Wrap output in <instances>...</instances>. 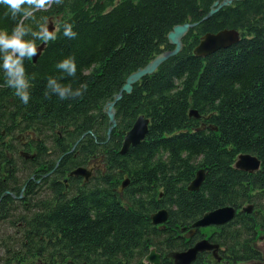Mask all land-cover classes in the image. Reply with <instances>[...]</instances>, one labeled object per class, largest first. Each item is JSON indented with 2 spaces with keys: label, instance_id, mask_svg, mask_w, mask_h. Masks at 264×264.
<instances>
[{
  "label": "trees",
  "instance_id": "1",
  "mask_svg": "<svg viewBox=\"0 0 264 264\" xmlns=\"http://www.w3.org/2000/svg\"><path fill=\"white\" fill-rule=\"evenodd\" d=\"M217 1L64 0L37 14L55 29L74 23L78 35L65 37L61 28L36 63L25 60L28 104L0 72V264H145L153 248L161 264H175L177 253L205 238L218 249L194 264H264L257 244L264 236V0L234 3L206 20ZM185 24L198 26L178 56L122 96L109 138L106 105L131 75L173 50L168 35ZM0 26L12 21L0 15ZM224 30L239 32V43L194 55L205 35ZM68 57L75 76L56 67ZM49 78L87 87L61 100L50 94ZM140 116L148 134L122 155ZM242 155L256 157L259 171L237 170ZM92 160L104 170L67 189V175ZM199 171L205 180L191 192ZM226 207L237 211L230 224L191 236L206 214ZM160 210L168 221L155 226Z\"/></svg>",
  "mask_w": 264,
  "mask_h": 264
},
{
  "label": "water",
  "instance_id": "2",
  "mask_svg": "<svg viewBox=\"0 0 264 264\" xmlns=\"http://www.w3.org/2000/svg\"><path fill=\"white\" fill-rule=\"evenodd\" d=\"M244 0H218L211 8L209 14L206 16V20L211 18L213 15L217 14L224 8H228L232 6L234 3L241 2ZM204 19V21H205ZM197 24H185L183 26H176L173 31L168 35V42L170 46L173 47L172 51L165 52L159 55L156 59H154L150 64H148L144 69L139 70L135 74L131 75L127 81L125 86L123 87L121 93L114 97L113 102H110L105 107V113L109 120V130L108 137L110 138L113 131L117 127L116 121V110L115 107L119 101H121L122 96L124 94H131L133 92V88L136 84H138L141 80H143L147 76L153 75L164 63H166L171 58L178 56L183 50V40L188 35L190 30L196 28ZM50 30H54L52 24L49 25ZM240 35L237 31H229L224 30L217 34H207L205 35L198 47L194 50V55L200 58H207L212 54L228 49L237 43H239ZM45 48V44H42L38 48V56L33 57V62L36 63L42 51ZM190 116L195 119H199V114L196 111H191ZM149 121L144 117L138 118L132 129L126 134L123 141L121 154L125 155L131 147H136L141 144L149 131ZM236 169L240 171H244L250 174L257 172L260 169V162L256 157L250 155H243L239 157L238 162L236 163ZM73 176H84L88 179V175L83 169H79L75 171ZM204 182V172H198L196 179L192 182L189 187V191L197 192L200 190L202 184ZM15 198L14 196H12ZM22 198V197H20ZM236 214V210L234 208H223L217 210L215 212L209 213L205 215L202 220L194 225V228H207L211 226H223L229 223L234 219ZM168 220L167 211H161L153 217L154 225H161L166 223ZM212 246L206 242L202 241L196 244V246L190 249L187 252L181 253L176 256V264H192L196 261L198 254L212 250ZM146 262L149 264H160L161 258L159 255H156L155 250L152 251L151 255L146 259Z\"/></svg>",
  "mask_w": 264,
  "mask_h": 264
},
{
  "label": "clouds",
  "instance_id": "3",
  "mask_svg": "<svg viewBox=\"0 0 264 264\" xmlns=\"http://www.w3.org/2000/svg\"><path fill=\"white\" fill-rule=\"evenodd\" d=\"M63 3L64 0H0V15L12 21L11 28L0 26V72L6 86L13 88L24 104L30 100V78L26 73L25 60L31 61L38 56V42L57 39L61 28L65 37L78 35L72 22L63 21L55 30H50L48 16L37 17L38 13L48 12ZM56 67L68 76H75L77 72L75 57L65 58ZM47 87L50 94L65 100L81 97L87 86L73 89L71 84L62 85L56 78H49Z\"/></svg>",
  "mask_w": 264,
  "mask_h": 264
},
{
  "label": "flooded vegetation",
  "instance_id": "4",
  "mask_svg": "<svg viewBox=\"0 0 264 264\" xmlns=\"http://www.w3.org/2000/svg\"><path fill=\"white\" fill-rule=\"evenodd\" d=\"M101 166H102L101 160H92L86 166L82 167L85 170L87 169L86 170V171H88L87 174L91 173V176L89 175V180L88 181H86L83 176H79V178L71 177L70 176L71 172H70L67 175V178L65 179V180H67V182H65V184L67 186H70L71 184L78 182L82 186H84L85 183H90L97 176L99 171L103 170V168ZM218 228H221V227H218ZM194 235H195V233L193 235H191V236H194Z\"/></svg>",
  "mask_w": 264,
  "mask_h": 264
},
{
  "label": "rangeland",
  "instance_id": "5",
  "mask_svg": "<svg viewBox=\"0 0 264 264\" xmlns=\"http://www.w3.org/2000/svg\"><path fill=\"white\" fill-rule=\"evenodd\" d=\"M258 248L263 251L264 254V236H260L257 241Z\"/></svg>",
  "mask_w": 264,
  "mask_h": 264
},
{
  "label": "bare ground",
  "instance_id": "6",
  "mask_svg": "<svg viewBox=\"0 0 264 264\" xmlns=\"http://www.w3.org/2000/svg\"><path fill=\"white\" fill-rule=\"evenodd\" d=\"M179 254H180V253H177L176 256L179 255ZM176 256H175V257H176Z\"/></svg>",
  "mask_w": 264,
  "mask_h": 264
}]
</instances>
